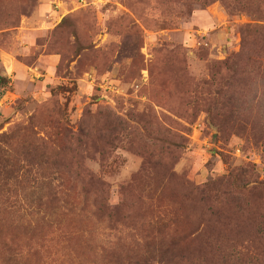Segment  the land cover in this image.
Returning a JSON list of instances; mask_svg holds the SVG:
<instances>
[{"label":"rangeland","instance_id":"374dc122","mask_svg":"<svg viewBox=\"0 0 264 264\" xmlns=\"http://www.w3.org/2000/svg\"><path fill=\"white\" fill-rule=\"evenodd\" d=\"M258 27L264 0H0V264H264Z\"/></svg>","mask_w":264,"mask_h":264},{"label":"trees","instance_id":"16d2710c","mask_svg":"<svg viewBox=\"0 0 264 264\" xmlns=\"http://www.w3.org/2000/svg\"><path fill=\"white\" fill-rule=\"evenodd\" d=\"M248 28H250V27H247L246 29H248ZM257 30H259V32H255V34H257L260 38H261V41H264L263 40V37H264V27H258V28H256ZM244 40V39H243ZM227 64L228 63H224V67H226L227 66ZM231 69H233V66L231 67V66H229L228 65V70L229 71H231ZM168 253V251H165V252H163L161 255H163V254H167Z\"/></svg>","mask_w":264,"mask_h":264}]
</instances>
